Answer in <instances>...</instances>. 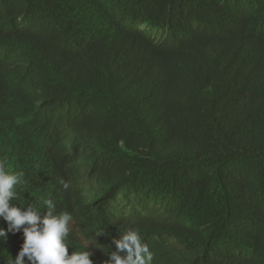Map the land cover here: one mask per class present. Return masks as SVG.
I'll return each instance as SVG.
<instances>
[{"label": "trees", "instance_id": "1", "mask_svg": "<svg viewBox=\"0 0 264 264\" xmlns=\"http://www.w3.org/2000/svg\"><path fill=\"white\" fill-rule=\"evenodd\" d=\"M101 3L156 35L124 26L107 51L89 50L80 20ZM39 21H53L61 33L35 34ZM0 54L18 84L29 83L25 66L34 57L42 64L36 71L78 81L80 94L69 98L89 119L92 143L109 147L119 168L136 169L133 187L124 192L129 205L146 210L162 201L182 216L193 264L216 261L219 254L207 242L212 238L229 237L238 252L246 249L242 237L251 232L252 213L264 207V0H0ZM113 89L119 100L110 98ZM182 145L203 157L207 181L237 179L243 205L237 220L217 200L196 214L161 197L163 173L151 161ZM0 158L7 167L14 162L9 154ZM18 193L14 202L22 206L44 210L51 199L57 212L64 210L53 195L41 197L30 187ZM72 238L69 254L86 248ZM22 243L0 251V264H10Z\"/></svg>", "mask_w": 264, "mask_h": 264}, {"label": "clouds", "instance_id": "2", "mask_svg": "<svg viewBox=\"0 0 264 264\" xmlns=\"http://www.w3.org/2000/svg\"><path fill=\"white\" fill-rule=\"evenodd\" d=\"M97 8L91 18L80 20L89 50L107 51L124 26L156 35L150 27L119 19L103 3ZM52 23L39 21L32 31L57 33ZM41 65L36 57L28 58L24 80L29 83L18 84L0 54V152L14 160L7 167L0 158V251L12 245L17 249L23 242L10 264H193L190 243L185 244L186 220L162 201L146 210L129 205L124 192L133 187V164L119 168L109 147L92 143L89 119L69 98L71 92L80 94L78 81L72 75L51 77L45 70L36 71ZM110 98L119 100L114 89ZM151 163L163 173L162 198L170 197L196 214L204 212V202L217 200L231 220L239 218L243 205L237 179L207 181L203 157L187 145ZM33 165L38 170L23 176L20 170ZM27 187L41 197H57L64 210L57 212L51 199L43 202L44 210L14 202L18 189ZM70 236L87 250L69 254L75 247ZM242 238V252L232 238L207 240L209 251L219 254L208 264H264V207L253 211L251 232ZM182 244L186 250L176 252L175 246Z\"/></svg>", "mask_w": 264, "mask_h": 264}, {"label": "rangeland", "instance_id": "3", "mask_svg": "<svg viewBox=\"0 0 264 264\" xmlns=\"http://www.w3.org/2000/svg\"><path fill=\"white\" fill-rule=\"evenodd\" d=\"M155 167H157L158 168V166L156 165ZM149 180H150V178H149ZM157 180V179H156ZM157 181H159V180H157ZM160 182H161V180H160ZM196 206H197V204H196ZM204 213V212H203ZM202 212H199V211H197V214H203Z\"/></svg>", "mask_w": 264, "mask_h": 264}]
</instances>
